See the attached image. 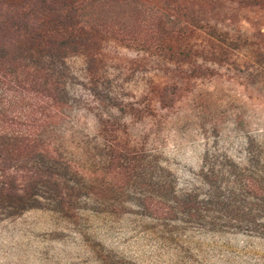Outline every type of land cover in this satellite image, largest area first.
Listing matches in <instances>:
<instances>
[{"label": "rangeland", "instance_id": "rangeland-1", "mask_svg": "<svg viewBox=\"0 0 264 264\" xmlns=\"http://www.w3.org/2000/svg\"><path fill=\"white\" fill-rule=\"evenodd\" d=\"M252 2L111 0V32L90 54L51 48L71 71V120L95 133L98 116L119 118L159 149L181 187L196 183L207 150L247 163L248 136L264 163V0ZM167 85L177 89L162 101ZM109 211L91 200L74 218L0 214V264H264L263 238L198 232L171 245L139 215Z\"/></svg>", "mask_w": 264, "mask_h": 264}, {"label": "trees", "instance_id": "trees-1", "mask_svg": "<svg viewBox=\"0 0 264 264\" xmlns=\"http://www.w3.org/2000/svg\"><path fill=\"white\" fill-rule=\"evenodd\" d=\"M110 1L0 0L1 216L49 208L74 218L95 200L110 213L139 215L144 231L171 245L198 232L264 239V163L254 136L247 163L207 150L196 183L181 187L159 149L119 118L98 116L95 133L71 120V71L50 51L90 54L94 39L111 32ZM176 89L164 86L161 100ZM237 124L244 129L242 116Z\"/></svg>", "mask_w": 264, "mask_h": 264}]
</instances>
